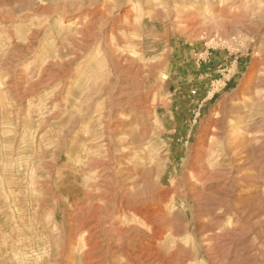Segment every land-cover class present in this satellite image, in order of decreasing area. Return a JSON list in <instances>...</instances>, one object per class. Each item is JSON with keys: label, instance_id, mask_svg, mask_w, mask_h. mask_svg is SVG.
Listing matches in <instances>:
<instances>
[{"label": "rangeland", "instance_id": "374dc122", "mask_svg": "<svg viewBox=\"0 0 264 264\" xmlns=\"http://www.w3.org/2000/svg\"><path fill=\"white\" fill-rule=\"evenodd\" d=\"M137 207L264 264V0H0V264H146Z\"/></svg>", "mask_w": 264, "mask_h": 264}, {"label": "bare ground", "instance_id": "6f19581e", "mask_svg": "<svg viewBox=\"0 0 264 264\" xmlns=\"http://www.w3.org/2000/svg\"><path fill=\"white\" fill-rule=\"evenodd\" d=\"M127 9H129V8H127ZM124 16L131 23L134 21V20H132L133 19L132 10H130V11L129 10H125ZM135 23H136V21H135ZM152 184H154V183H150L149 181H144V188L146 190L147 189L149 190V187ZM162 195L165 196V197H169L170 196V191L169 190H166L165 192L162 193ZM156 211L158 213L161 212V208H159V209H156L155 208L154 209V208H150V207L149 208H146V207L145 208L144 207H139L138 208L137 207V208L134 209V213H132V218L137 219V221L141 219L144 222V225L152 226V227L154 226L153 228H154V230L156 229V232L157 233H154L151 236H147L146 238H144L142 236L141 239H145V242H147V245L146 246L144 245L143 247H140V250H138V251H135V252H133V251H127V253H129L131 255L130 257H132V258L134 257L133 255H135V257H136V255H139L140 256L141 263L144 262L146 264H154V262H156V260H161L162 263H164V264H174V262H175V260L173 259L174 257L173 258H165V257H162V254L161 253L157 252V251H159L158 248L161 247L162 244L166 241V237H165L166 236V232H165L166 230L164 231L163 230L164 227H162L163 229H161V228H159L158 225H155V223H153L154 215L152 214V212H156ZM94 220H96V219H94ZM92 221H93V219H91V218L86 219V221L82 225H80L79 228H86L87 225L89 223H91ZM96 222L99 223V221H96ZM97 223H96V226L90 227L87 230V233H85L84 237L82 238L83 243L86 242V245L87 244L90 245V251H89L90 252L89 253L90 255L92 254V252L94 251V249L96 250V245H93L92 242L95 239V237L97 236V231L100 229V224H97ZM79 230L76 231V235L79 232ZM133 232H136V231H131V230H127L126 232L124 231L125 234H128L129 233V236H132ZM94 252H96V251H94ZM93 256H95V255H93ZM96 261H98V260H96ZM134 264H138V263L137 262H134ZM139 264H140V261H139Z\"/></svg>", "mask_w": 264, "mask_h": 264}]
</instances>
